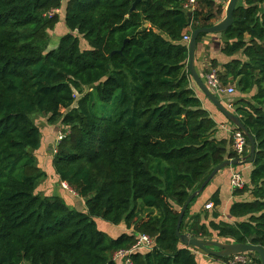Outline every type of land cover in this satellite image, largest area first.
Wrapping results in <instances>:
<instances>
[{"label":"trees","instance_id":"trees-1","mask_svg":"<svg viewBox=\"0 0 264 264\" xmlns=\"http://www.w3.org/2000/svg\"><path fill=\"white\" fill-rule=\"evenodd\" d=\"M197 1L188 26L187 0H0V264H117L112 255L141 234L154 245L131 254L132 264H203L175 229L213 169L238 159L234 134L241 131L210 104L232 127L228 138L215 136L217 120L202 99L209 101L188 72L184 37L223 15L216 0ZM239 2L220 35L230 60L215 73L239 94L232 104L218 99L255 142L249 186L232 191L246 190L248 200L230 205L232 222L219 220L218 191L203 201L213 205L207 221L204 209L190 215L211 180L187 206L180 233L264 248V0ZM62 20L67 32L47 50L48 32ZM211 36L219 35L201 34L197 43ZM211 72L203 71L204 83ZM34 114L66 128L51 165L54 181L83 200L81 212L62 187L44 192L50 185L37 165ZM97 221L129 233L112 238ZM243 255L261 264L257 254ZM206 257L227 264L232 256Z\"/></svg>","mask_w":264,"mask_h":264},{"label":"water","instance_id":"water-1","mask_svg":"<svg viewBox=\"0 0 264 264\" xmlns=\"http://www.w3.org/2000/svg\"><path fill=\"white\" fill-rule=\"evenodd\" d=\"M238 2L239 0H229L228 1L226 5V9H225V16L217 24L209 28L196 29L192 32L190 40L188 42V72L193 82L196 84L198 89L203 93L206 99L227 119V121H229V123H231L233 126H235V128L240 130L245 135V137L247 138L249 142V153L245 158H242L241 160H237V159L225 160L223 163H221L220 165H218L217 167L213 169V171L210 173L208 178L202 184L200 189L189 197L186 204L182 208L180 215H179L178 222H177V226L175 229V236L178 239L179 244L182 245L183 247L199 250L202 253H204L206 256L215 257L219 259V258L230 257V256L238 255V254L255 253L258 256L260 263L264 264V248L262 247L252 246L249 244L223 243V242H218L215 240L199 239V238L193 237L192 235L188 233H180V225H181L182 218H183V215H184V212L187 206L191 203L193 198H195L196 196L202 193L203 189L210 182V180L219 171L227 167L240 166L243 164H251L254 159L255 142H254L253 137L250 135L248 130L242 125L239 118L233 113H231L230 111H228L224 107V105L220 102V100L216 98L209 91L205 83L202 81V79L196 72L195 65H194L198 36L201 34H204L207 36L221 35L224 32H226L233 24V20H234L233 14L238 6ZM135 4L136 3L132 5L131 10L135 9ZM187 17H188V26H190L192 14L188 12ZM146 27H148V25L145 23L143 24L142 29H145ZM120 52L121 51H119V53Z\"/></svg>","mask_w":264,"mask_h":264},{"label":"rangeland","instance_id":"rangeland-1","mask_svg":"<svg viewBox=\"0 0 264 264\" xmlns=\"http://www.w3.org/2000/svg\"><path fill=\"white\" fill-rule=\"evenodd\" d=\"M216 1H217V3H215V4L220 5L222 7L223 15H222L221 19H223V17L225 16V9H226V5L228 2H227V0H216ZM262 8H263L262 10H264V6ZM63 13H64V6L61 7V9H59V11H56V14L58 15L59 19L62 18ZM66 32H67V29L64 27V22L62 20V22H59L56 25V27L53 31L48 32L49 44L47 46V50H50L52 48H56L58 45L60 37L63 36ZM206 44H205L204 38H202L200 40V42L197 43L196 53L199 54V47L200 46L202 47L203 45H206ZM81 48L82 49L87 48L84 41H81ZM230 84H232V83H230ZM238 96H239L238 92L235 91V93L230 97L229 96L222 97V100L226 104H229V103L232 104ZM249 97L250 96H247L246 98L249 99ZM226 109H228V108H226ZM231 110H232V108L228 109V111H231ZM31 120L40 130L41 145H40L39 150L35 153V156H36V160H37V165L42 170L44 169V171H46L48 174L47 183L50 185L48 188V191L57 193L58 189H59L58 186L62 187L65 190V194L67 195L66 198H67V202H68L69 206H71L72 208H75L81 212L82 209L84 208L83 200L80 199L79 197H77V195L69 189L70 187L66 183L54 181L57 179L54 178L55 175L53 173V168L51 165V159H52V156L54 154V150L58 144V137L66 132V128L63 127L60 122H53V123L48 122L46 117L41 115V114L32 115ZM42 186H43V184H41L38 188L40 189V188H42ZM207 192H208V188L203 193L202 201H205V199L207 197ZM204 210L200 213L201 220L207 221L209 219V214L211 211H208V213H206V212H204ZM96 225L100 231L105 232L107 235H109L112 238H116V237L120 236L121 234L129 233L125 229L123 224L121 226L112 227L111 225L106 224L102 221H97ZM212 239L219 240V239H216L215 237H213ZM219 241H222L223 243H227L224 240H219ZM113 255H112V257H113ZM208 261L209 262L207 264H225L224 262H217L213 259H208ZM117 264H126V259L124 258L121 261H118Z\"/></svg>","mask_w":264,"mask_h":264},{"label":"crops","instance_id":"crops-1","mask_svg":"<svg viewBox=\"0 0 264 264\" xmlns=\"http://www.w3.org/2000/svg\"><path fill=\"white\" fill-rule=\"evenodd\" d=\"M198 3V1H197ZM186 35V34H185ZM189 37V36H185ZM204 41L206 45H203L202 47H199V54H195V69L200 78L204 81V75L202 74L204 72H209V71H220L221 66L223 64H226L230 59L226 58L223 56L220 52V44L223 41V38L219 36H211V37H204ZM188 43V41H185ZM201 49V50H200ZM211 61H214L217 63V66L213 67V64ZM213 67V68H212ZM229 86V84H228ZM203 102V107H205L207 110H211V103L207 102L205 99H202ZM207 102V103H206ZM222 103V102H221ZM223 104V103H222ZM210 114L212 117L216 118L217 122V127L218 130L216 132V137L221 138V139H226L229 137L231 133L232 127H230L225 121H222V118L215 113V111H210ZM250 164H243L240 166H232L228 167L227 169H224V171L220 172L218 175H215L210 181V185L208 187V192H207V197L205 201L210 197V195L218 191V196L220 200V206L218 207V211L220 212V218L219 220L225 221V222H232V219L228 217V210L230 205L233 202H242L248 200V193L246 190H243L241 193H238L236 195H233L232 190L230 189L228 185V178L229 175L235 171L239 170L241 171L243 178H244V183L246 186H249V173H250ZM59 190V189H58ZM44 192H49L47 190V187L44 188ZM203 192V191H202ZM204 193V192H203ZM202 195L196 200V202L191 206L190 208V215L198 214L202 209H204V204L202 201ZM54 194V193H53ZM197 197V196H196ZM63 198V197H62ZM199 256V259L202 261L203 264H207L208 257H206L205 254L202 252L197 253Z\"/></svg>","mask_w":264,"mask_h":264},{"label":"built area","instance_id":"built-area-1","mask_svg":"<svg viewBox=\"0 0 264 264\" xmlns=\"http://www.w3.org/2000/svg\"><path fill=\"white\" fill-rule=\"evenodd\" d=\"M228 1L229 0H227V2ZM196 7H197V0H187V3L185 5L186 10L192 12L196 9ZM183 41H189V37H184ZM205 79H206L205 82L206 87L217 98L230 96L235 93V89L232 86L222 85L216 73L213 71L207 74ZM227 107L230 108V105H228ZM244 149H245V140L243 134L241 132H236L234 134V150L238 156V159H241L243 157ZM243 187H244V182L242 180V173L239 171H233L230 178V189L232 191H235V190H241ZM204 209L212 210L213 205L211 203H208L204 206ZM153 245H154V241L152 238L143 234L138 235L136 243L129 250H121L116 252L112 257V260L118 262L125 258L126 264H132V261L129 257L131 254L148 252L152 249ZM248 260L249 259L246 255L238 254L232 256L228 260L227 264H247Z\"/></svg>","mask_w":264,"mask_h":264},{"label":"clouds","instance_id":"clouds-1","mask_svg":"<svg viewBox=\"0 0 264 264\" xmlns=\"http://www.w3.org/2000/svg\"><path fill=\"white\" fill-rule=\"evenodd\" d=\"M189 40H190V36H189ZM188 42H189V41H188ZM215 97H216V96H215ZM227 110H228V109H227ZM242 158H245V157H242ZM242 158H241V159H242ZM241 159H237V160H241ZM242 189H243V188H242ZM207 211H208V210H207ZM234 256H235V255H234Z\"/></svg>","mask_w":264,"mask_h":264}]
</instances>
